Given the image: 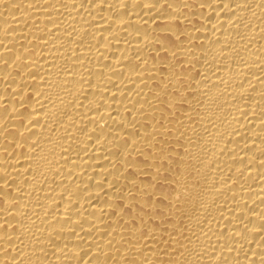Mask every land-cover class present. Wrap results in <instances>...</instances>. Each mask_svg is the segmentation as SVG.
<instances>
[{
	"label": "bare ground",
	"instance_id": "6f19581e",
	"mask_svg": "<svg viewBox=\"0 0 264 264\" xmlns=\"http://www.w3.org/2000/svg\"><path fill=\"white\" fill-rule=\"evenodd\" d=\"M0 264H264V0H0Z\"/></svg>",
	"mask_w": 264,
	"mask_h": 264
}]
</instances>
